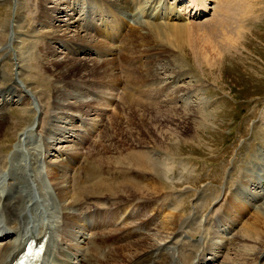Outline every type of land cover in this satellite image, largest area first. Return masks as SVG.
Masks as SVG:
<instances>
[{"label":"rangeland","instance_id":"1","mask_svg":"<svg viewBox=\"0 0 264 264\" xmlns=\"http://www.w3.org/2000/svg\"><path fill=\"white\" fill-rule=\"evenodd\" d=\"M52 1L53 2L48 3L50 7L48 13L51 12V8L53 7L62 8L65 11L63 13V10L60 12L59 19L57 15H54L55 21L52 20L53 27L59 26V24L63 25L65 23H70L71 26L66 30L69 35H75L78 30H82L83 32L85 31V33L88 32L96 36V32L93 31V29H86L84 24V12L86 11L84 8L87 5L92 6V9H96L97 7L93 0ZM188 1L185 0L182 2V7L185 8L184 10L187 13V17L189 16V20H183L182 22L189 21L196 24H205L204 26L207 25L209 29H212L214 25L213 20L220 17L222 9H224L222 7L223 4L229 0H200L203 5L205 4L204 11L206 12L199 13V16L192 17L189 15L192 9L188 7ZM232 1L235 6L237 5L235 7L237 14H235L234 20L230 18L233 22L232 24L230 23V26L232 25L233 30L243 27V30H248L249 33L246 42L241 44V46L245 45L242 47L239 45L238 49L231 50V52L227 54V56H229L228 59H225L226 61L223 62L219 68L211 69L206 65H200L197 59L192 55V52L180 48V43L176 44L171 35L168 38L166 36H161L160 40L155 41V37L158 36L149 34L147 38L151 39L152 42H147L146 40L144 41L146 43L143 44L145 46L148 43L158 47L157 56H159V58L161 57V60H154L155 66L159 72L157 76L159 77H157L154 84H151L163 85L165 82H170L172 85V87L169 88V93L157 94V101H177L175 97L179 94L177 105L181 106V108H185L186 99L181 98L183 94L191 92V98L189 99L197 104L202 101L204 108V113L195 114L194 116L198 119L203 114H206L203 118L209 119V126L207 125V127L201 128L197 123H183L180 125L176 119L162 125H153L155 131L157 130L158 133L160 132L162 135L161 137L168 141H170V139H168L169 136H171L173 132L179 130L177 127L185 131L186 140L176 145L172 144V148L167 149L162 147L155 133L153 134L151 130H149V127L140 121L142 116L138 111L131 114V119L137 122L139 129L134 127L133 129L128 126V123H126L127 115H125L122 110L123 108L125 109V106L121 108L122 101H120V98L122 95H120V93L122 89H119V91L115 88L110 89L108 93L105 94L106 97L104 96L103 100H101L99 98L101 96L99 90L85 89L84 83H79L82 85V89L86 90L88 93L93 95L92 92H95L92 99L95 101L93 102V108L100 114L99 120L101 119V123L94 128H103V123L108 126L112 120H117L121 123V126L123 125V127H125L124 131H120V133L122 136L124 135L123 137L126 135L124 139L127 142L122 141L121 145H119L121 154L119 156V153H112L113 151L107 153L105 151L98 152L95 146L101 147V144L107 143L102 141V135L99 134L100 130H97V132L94 131V134L90 136L87 135L88 138L85 142L83 138L82 140H77L78 138L74 136L68 137L62 139L64 142L57 141L56 144H54L56 147L54 146L53 150L49 151L53 152L55 149L59 148V146L61 148L62 146H67V144H72L73 141L71 140H75L74 143L77 142L79 145L76 147L78 149L74 151L77 153L78 157L82 159L81 165L86 164V159L88 158V162L91 163V165L92 163L100 165V170L103 172L104 176L115 182L121 180L126 175L134 178L138 177L140 176L139 172L137 173L139 170H143L144 174H155L157 172L155 174L156 178H154L157 182L156 186L148 190L155 198L152 200L153 203L151 204L154 210H150V206L149 208H146L148 206L144 205L140 208L132 206L129 210L138 208L139 211L138 209L133 210L134 213L136 211L138 215L132 217L130 222L138 224L146 219L144 217L150 218L154 216V222L149 224L150 229L146 231L149 232L150 230L156 231L162 229L163 233L170 234L172 239L174 236V239L170 242L171 244L168 243V249L163 248L156 253L158 260L166 255L167 258H165L169 264H198V261L199 264H264V238L255 242L250 239L239 238L242 234L241 229L243 225L248 218L252 217V215L259 210L260 205L264 202V195H262L261 198L258 197L260 189L262 188L263 190L264 187H261L262 183L259 182L262 181L260 177L264 176V168L261 170L262 164H264V0ZM173 2L174 0H169V3ZM38 5L39 0H0V68L2 76H6L5 80L0 79V86L8 87L11 85L13 80L17 78V68L19 65V79L22 81L21 83L26 90L17 93L13 92L11 94L5 92V96L9 101L6 105L9 123L3 129L4 134L0 136V145L5 146L9 154H11V157H13V160L23 157L20 153L19 156L18 153H14V151L17 150L15 148L21 136V134H19L20 131L25 127H29L31 121H34L40 114V110L35 104L26 105L21 101V96L28 95V91H32L35 93L36 97L38 96L44 101L45 106H51L53 102L55 79L50 77L42 67L39 61L38 49L43 48L45 51H49L54 48L60 56H65V54L69 52L65 44H55L52 40L44 39L43 31L46 30V27L44 24L41 25L36 21L39 14ZM73 6L76 9H73ZM104 8L106 9V7ZM243 11L246 13V17L245 22L242 23L239 19ZM182 13L184 14V12ZM193 13L194 12H192V14ZM16 15H19L20 19L18 21V27L13 30L12 22ZM96 17L97 18H93L95 23H97L98 19L97 15ZM130 22L127 24L125 23L123 31L125 26L130 24ZM87 24H89V21H87ZM133 24L134 23L131 24L132 26L125 36V39H129V35L131 36L135 33V31L132 33L134 29ZM63 28H66V26L63 25ZM170 30L173 29L170 28ZM14 31L18 35V41L15 44L16 53L14 51L12 52L9 46L10 37L13 35ZM186 31H190V34H192V31L187 27ZM208 31L207 34L214 36L215 33L211 34V31ZM169 34H171V32ZM215 37L214 39L218 41L222 39V37ZM117 43L113 45H116L119 49L120 44L118 47ZM78 54H72L70 56H75L77 58L86 56L88 60L94 59V57H100L96 49H94L93 53L88 55L82 53ZM41 56H43L42 53ZM143 56L142 59L147 55ZM124 63L126 64V61H124ZM173 68H177L176 70L180 71V73L172 75L171 72ZM119 72L118 78L121 79H111L109 82H102L100 85L107 86V83L111 85L110 83L122 80L121 85H117V87L120 86L126 90L127 75L123 73V70ZM135 73L139 74L136 71ZM152 80L153 79L141 80V83L138 85L131 84L132 87L135 86L137 101H148V98L151 97V89H153V87L149 83ZM97 84L99 83L97 82ZM180 87L182 90L178 93L176 90L180 89ZM172 91L174 92L172 93ZM116 95H118L117 98H114ZM25 97L27 98V96ZM152 97L154 98V96ZM107 98H109L108 101H106ZM30 100L31 102L34 101V99ZM132 100L135 101L136 99ZM0 102L3 103L2 96H0ZM123 102H126V99ZM92 113L89 115L90 118L94 117ZM15 123L18 125L15 126ZM76 124L82 125L83 123L77 119ZM129 131L130 133H135L138 137L140 134V137L143 140L145 139V142L142 141L140 146L136 145L135 140L126 139L128 138ZM37 140L42 144V142L35 137L31 139V143L37 142ZM66 140L70 141L66 142ZM143 145H151L153 148L147 151L145 150L146 148H142ZM42 150L43 148L41 151ZM137 152H143L146 155L147 167L144 162V165H142L143 163L138 164L133 161L135 160V154ZM132 153L134 154L131 155ZM9 154L7 156H9ZM50 155L51 154H49V156ZM48 160L53 163L55 161H60V164L64 165L68 162L67 156H56L53 155V153ZM80 167L76 165L70 172V180L73 188L75 187L73 185L75 178H78L80 180H78L79 183L81 182L82 184L86 183L87 179V181L90 179L92 172L87 175L82 172ZM9 168H11L10 165ZM155 168L158 169L156 170ZM131 169H134V171L132 172ZM11 173L19 177V181H22L21 183L27 182V179L24 181L27 177L23 174L20 175L14 171V169L11 170ZM34 173L36 174L37 182L31 183L32 186L30 189L24 187V189L26 188L24 193L26 194L30 191L37 199H40L39 201L44 202L43 204L40 203L41 206L44 207L45 205L50 207L49 204L52 203L53 198L49 193V187H47L49 178L46 167H39ZM259 173L263 174L259 175ZM0 176H2L1 173ZM257 177H259V179ZM83 178L86 180L84 179V181ZM37 185L41 186V188L38 189V186L36 189ZM78 193V198H82L83 200L86 195L95 196V194L98 195L99 192L88 191L87 193H82L79 191ZM123 195L126 194L124 193ZM228 195H231V198L227 200ZM233 197L236 198L235 201H233ZM252 203H254V205ZM229 207L231 209H229ZM141 209H144V212ZM233 209H237V212H234ZM28 210L25 211V214H28ZM167 210L168 212L170 210L174 213V218L179 228L168 229L163 228L164 226L162 227V225H164L163 223L168 219V216L166 217ZM222 210L224 211L222 212ZM231 210H233V212H231ZM226 211H228V214H225ZM219 213H222L221 216H223V218L221 219H223V221L219 219ZM141 223L143 224V222ZM91 231L98 232L99 228H95ZM181 231L183 233H180ZM126 239L127 238H120L121 241L118 242L119 244L116 243L117 246L120 244H127L128 241ZM162 243L164 244L165 241ZM251 245L257 248L255 252L253 250L254 248H251ZM172 247H176L177 251L175 255L169 254L168 256L167 252H172L170 249ZM112 249V252H114L116 247ZM111 250L106 253L107 258L110 257ZM196 254L197 261H195ZM64 257L68 258L67 256ZM77 264L87 263L78 262Z\"/></svg>","mask_w":264,"mask_h":264},{"label":"bare ground","instance_id":"2","mask_svg":"<svg viewBox=\"0 0 264 264\" xmlns=\"http://www.w3.org/2000/svg\"><path fill=\"white\" fill-rule=\"evenodd\" d=\"M189 1L188 7L196 9V14L204 12L205 4L203 5L200 0ZM51 2L53 1L39 0V14L36 21L41 25L44 24L46 27V30L43 31L44 39L52 40L55 44H65L69 52L66 53L65 56H60L54 48L49 51H45L43 48L38 49L39 61L42 67L50 77L55 79L54 94L51 106H45L44 101L38 96V98L32 102L25 96H21L20 98L26 105L35 104L40 110V112L37 111L40 113L39 116H37L34 121H31L29 127H25L20 131L19 134H21V136L16 146L17 150H13L14 153H18V156L22 153L25 158L22 157L13 160V157H11V154L6 150L5 146L0 145V173L2 175L0 176V240H7L6 244L0 246V264H10L11 260L21 248V244L29 237L43 236L44 234H49L50 241L49 252L46 251V254L48 253L49 255L47 264H73L68 257L71 256V251L73 250L78 252L83 250V255H85L83 257V260H85L84 262L91 264H169L166 261V255L158 260L156 253L163 248L168 249V243L172 242L174 236L172 239V236L167 233L164 234L162 229L156 231L150 230L149 232L146 231L150 229L149 224L154 222V216L151 215L150 218L144 217L146 218L144 220L141 218L143 224L141 222L138 223L139 221L137 222L138 224L130 222L132 217L138 215L136 211L134 213V209L137 210L144 205L148 206L146 208L150 206V210H154L151 204L153 203L152 200L155 198L148 190L156 186L157 182L154 178H156L155 174L157 172L155 174H144L143 170H139L137 173L139 172L140 176L134 178L125 174L126 176L124 178L115 182L104 176L103 172L100 170V165L92 163V166L91 163L88 162V158L86 159V164L81 165L82 159H80L74 151L78 149L76 147L79 145L77 142L74 143L75 140H71L73 141L72 144H67V146H62L61 148L59 146V148L55 149L54 155L67 156L68 162L65 165L60 164V161H55L54 163L50 162L48 160L50 157L49 151L53 150L54 144H56L57 141L64 142V140H62L64 138L74 136L78 138L77 140H82L83 138L85 142L88 138L87 135L90 136L94 134V131L97 132V130H100L99 134L102 135V141L107 143L101 144V147L95 146L98 152L105 151L107 153L113 151L112 153H119V156L121 155L119 145H121L122 141L127 142L124 139L126 135L123 137L124 135L122 136L120 133V131H124L125 127H123V125L121 126V123L117 120H112L108 126L103 123V128H94L101 123V119L99 120L100 114L93 108V102L95 101L92 99L95 92H92L93 95L88 93L86 90L82 89V85L79 83H84L85 89L99 90L101 95L99 98L101 100H103L105 94H107L110 89L115 88L117 91L122 89L120 93V95H122L120 98V101H122L121 108L125 106V109L123 108L122 110L124 114L127 115L126 123H128V126H130V128H138L137 122L131 119V114L138 111L142 116L140 121L146 124L153 134L155 133L162 147L171 149L172 144L176 145L179 142L185 141V131L180 127H177L179 130L175 132L171 130L173 134L169 136L168 139H170V141H168L161 137L162 135L160 132L158 133L157 130L155 131L153 125H162L176 119L180 125L183 123H197L201 128H205L210 122L208 118H203L206 114H203L198 119L194 116L195 114L204 113L203 103L202 101L198 104L192 102L189 99L191 98V92L183 94L181 98L186 99L185 108H181V106L177 105L179 94L175 97L177 101L172 100V98L171 102L168 100L162 102L157 101V94L169 93V88L172 87V85L170 82H163V85L151 84H154L157 77H159L157 76L159 72L155 66L154 60H161V57L159 58V56H157L158 47L148 43L144 46L143 44L146 43L144 41L147 40V42H152L151 39L147 38L149 34L158 36L155 37V41L160 40L161 36H166L168 38L171 35L176 44L180 43V48L192 52V55L197 59L200 65H206L211 69H215L219 68V66L226 61L225 59H228L229 56H227V54L230 53L231 50L238 49L239 45L241 46V44L246 42L249 31L243 30L242 26V28L233 30L232 25L230 26V23H233L230 18L234 20L235 14H237L235 8L237 5L235 6L232 0L223 4L222 7L224 9H222L220 17L213 20L214 25L212 29H209L207 25L204 26L205 24H196L189 21L182 22L183 20H189V16L187 17V13L184 10L185 8L181 5L184 0H174L173 3H169V0H93L100 10L92 9V6L88 5L85 11L84 21H89V25L85 23L86 29L93 28L98 35L96 34L95 36L94 34L92 35L88 32L85 33V31L78 30L75 35L71 36L66 31L71 26L70 23L63 24L66 28H63L62 24L53 27L52 20L55 21L54 15H57L59 19L60 12L63 9L53 7L51 8V12L52 10L53 12L48 13L50 9L48 3ZM103 5H105L108 10L104 11ZM73 9L76 8L73 6ZM96 10L99 11V13H96ZM63 12L65 11L63 10L62 13ZM182 12H184V14ZM96 14L98 20H100L99 25L93 22V18H96ZM245 17L246 13L243 11L239 19L240 22H245ZM19 19L20 16L16 15L12 22L13 30L18 27ZM130 21H134L132 33L134 31L135 33L131 36L129 35V39L120 40V37L123 35L125 23L127 24ZM186 27L192 31V34H190V31H186ZM170 28L173 30H170ZM208 30L211 31V34L215 33L214 36L207 34ZM170 32L171 34H169ZM215 36L222 37V39H220L221 41L215 40ZM17 41L18 35L14 31L13 35L10 37L9 46L11 47V51L15 53V44ZM117 41L120 42L119 49L116 45H113L117 43ZM2 46L4 47L5 45ZM94 49L99 52V58L94 57V59L88 60L86 56L82 58L70 56L78 53L88 55L93 53ZM41 53L43 56H41ZM143 55L147 56L142 59V57H144ZM124 61H126V64ZM19 69L20 66L18 65L17 78L13 80L11 85L8 87L0 86V96L3 97V103L0 102V136L4 134L3 129L9 123L6 110V105L9 101L5 96V92L11 94L13 92L17 93L23 91L24 89L21 83L22 81L19 79ZM176 69L173 68L171 72L172 75L180 73V71ZM120 70L121 72L123 70V73L127 75L126 90L120 86L117 87V85H121L122 80L110 83L111 85L107 83V86L100 85L102 82H109L111 79H121L118 78ZM135 71L139 74H136ZM0 79H6V76H2L1 68ZM150 79H153L149 83L153 87V89H151V97L148 98V101H137L135 86L132 87L131 84L138 85L141 83V80ZM96 80L99 84H97ZM181 90L180 87V89L176 91L179 93ZM173 92L174 91H172V93ZM117 96L118 95L114 96V98H117ZM152 96H154V98ZM125 99L126 102H123ZM132 99L136 100L134 101ZM108 100L109 98L106 99V101ZM90 113H92L94 117L90 118ZM77 119L83 124H76ZM17 125L18 124L15 123V126ZM33 137H37L42 142L44 151L38 150L36 146L32 145L31 139ZM126 139L135 140L136 145L140 146L142 141L145 142V139L143 140L140 134L138 137L135 133H130V131ZM67 141L70 140H66V142ZM142 148H146L145 150L150 151L153 147L151 145H143ZM8 154L9 156H7ZM133 154L134 153L131 155ZM39 155L45 160L44 162L49 178L47 187H49V193L53 198V203L50 204V207L44 205L45 208L41 206L39 199H37L33 193L30 191L29 193H24L26 189H24V187L30 189L32 186L31 183L37 182L34 172L37 168V158ZM146 159L147 157L143 152H137L135 154V160L133 161L138 164L143 162L146 164ZM144 163L142 165H144ZM9 165L11 168H9ZM76 165L78 167L81 166L80 169L83 173L87 175L88 173H92L89 181L83 178V180H86V183L83 184L81 182L79 183L80 180L78 178H75L73 184L75 187L73 188L70 180V172ZM145 166L147 167V164ZM12 169L20 175L23 174L27 177L24 180L26 181L27 179V182L21 183L22 181H19V177L11 173ZM134 169H131L132 172ZM38 186L39 185L36 186V189ZM40 188L41 186H39L38 189ZM79 191L82 193L98 191L99 193L98 195L95 194V196L87 195L85 196L87 200H82V198L79 199L77 196ZM263 192L264 187L263 191H260L258 194ZM124 193L126 195H123ZM235 200L236 198L233 197V201ZM89 201H92V204L89 205L86 212L85 205L89 204ZM95 201L103 204V208H101V206H94L93 203ZM252 204L254 205V203ZM132 206L138 208L131 210V215L128 220L118 224V222L114 220L115 214L120 211L121 213L119 212L116 216V218H119L127 208ZM92 207H95V213H91ZM230 207L229 209H231ZM28 208L34 213L33 217L39 218L42 216L39 228L33 227L30 221H26L28 217L27 214L23 215V212L26 209L28 210ZM141 210L144 212V209ZM233 210L237 212V209ZM233 210H231V212H233ZM45 212L49 213L46 218H43V213ZM83 212H86V217L81 219L80 215ZM166 213L168 219L163 223L164 225H162V227L164 226L163 228L168 229L179 228V225L177 226L176 224L174 213L170 210L169 212L167 210ZM225 214H228V211H226ZM20 217L24 218L25 221L23 219L21 220ZM95 228H99V231L94 232L92 235L91 230ZM71 230L76 238H78L76 247L66 245L67 243H64L62 239V235L65 234V231ZM128 230L131 231L129 235L126 234ZM8 233H11V235L7 236ZM241 233V237L239 238L250 239L254 242L264 238V202L260 205L259 210L252 215V217L248 218L241 229ZM120 237L123 239L127 238L126 240L128 243L117 246L119 243L116 244V242L120 241ZM9 238L10 240H8ZM163 241H165L164 244L162 243ZM114 243L116 246L113 245ZM113 247H116L114 252H112ZM251 248H254V252L257 250V248L252 245ZM170 249L172 252H167V255H175L177 248L172 247ZM110 250V257L107 258L106 253L110 252ZM79 254L83 256L82 253ZM195 261H197V254Z\"/></svg>","mask_w":264,"mask_h":264}]
</instances>
